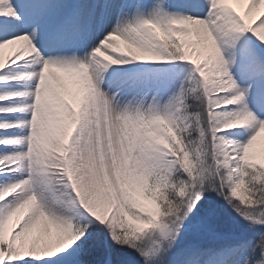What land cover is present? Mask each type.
<instances>
[{
    "label": "snow or ice",
    "instance_id": "6c2138e0",
    "mask_svg": "<svg viewBox=\"0 0 264 264\" xmlns=\"http://www.w3.org/2000/svg\"><path fill=\"white\" fill-rule=\"evenodd\" d=\"M0 264H264V0H0Z\"/></svg>",
    "mask_w": 264,
    "mask_h": 264
},
{
    "label": "bare ground",
    "instance_id": "6f19581e",
    "mask_svg": "<svg viewBox=\"0 0 264 264\" xmlns=\"http://www.w3.org/2000/svg\"><path fill=\"white\" fill-rule=\"evenodd\" d=\"M4 55H5V59H7L8 56L14 55V52L12 49H6Z\"/></svg>",
    "mask_w": 264,
    "mask_h": 264
}]
</instances>
